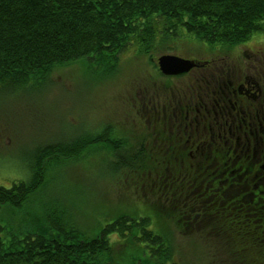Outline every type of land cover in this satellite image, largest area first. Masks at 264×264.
<instances>
[{
  "label": "rangeland",
  "instance_id": "374dc122",
  "mask_svg": "<svg viewBox=\"0 0 264 264\" xmlns=\"http://www.w3.org/2000/svg\"><path fill=\"white\" fill-rule=\"evenodd\" d=\"M184 38L163 40L159 46L158 37L155 44L159 48L149 54L139 51L136 45L130 46L119 56L118 64L110 74L78 61L53 67L43 81L32 86L29 84L25 89L0 88L2 187L9 188L18 180L30 177L33 155L39 148L57 142L66 145L74 138L84 137L92 133L88 128L90 124L107 121L116 132L112 138L117 133L122 135L117 138H123V145L117 150H111L109 143L98 141V144L82 149L78 159L61 160L51 166L42 188L26 205L25 212H3L0 214L1 224L9 225L8 228L20 226L30 221L31 216H40L50 208L61 224H74L90 237L119 218H146L147 228L159 235L160 248L171 262L264 264V243L260 244V249L256 248L258 240H264L260 232L254 233L253 241L251 235L242 236L232 228L231 239L220 230L221 223L210 217L203 221L197 218L189 225L183 218L186 214L182 213V208L171 210L161 194H150L148 188L142 190L138 184L124 181L123 172L134 165L133 156L139 147L137 140L131 137L137 130L144 131L141 124L130 125L133 110L124 108V100H127L136 79L144 76L156 79L153 60L162 50L182 51L185 43L196 49L207 45L193 36ZM241 44L248 47L264 44V34L254 33ZM236 47L231 46L232 51ZM160 79L168 80L166 83L170 80ZM100 128L96 126L92 131ZM115 159L126 167H117ZM47 162L48 168L54 158ZM108 239L113 261L118 264H127L135 253H139L135 245L139 244L138 240H124L116 233L109 234Z\"/></svg>",
  "mask_w": 264,
  "mask_h": 264
},
{
  "label": "trees",
  "instance_id": "16d2710c",
  "mask_svg": "<svg viewBox=\"0 0 264 264\" xmlns=\"http://www.w3.org/2000/svg\"><path fill=\"white\" fill-rule=\"evenodd\" d=\"M254 33L264 34V0H0V88L25 89L43 81L53 67L78 61L110 74L130 46L149 54L163 40L184 36L210 46H234ZM105 131L104 138L111 132ZM86 139L39 148L29 178L0 186V214L24 213L47 170L61 160L78 159ZM104 141L113 148L119 142ZM114 164L124 165L118 159ZM30 218L9 228L0 223V264H118L111 233L143 243H135L139 253L127 264H179L166 259L146 218H119L90 237L74 224H61L50 208Z\"/></svg>",
  "mask_w": 264,
  "mask_h": 264
},
{
  "label": "flooded vegetation",
  "instance_id": "af4514ba",
  "mask_svg": "<svg viewBox=\"0 0 264 264\" xmlns=\"http://www.w3.org/2000/svg\"><path fill=\"white\" fill-rule=\"evenodd\" d=\"M237 46L172 47L160 55L188 61L185 71L163 74L154 59L157 80L134 81L124 108L133 110L130 125L144 131L131 137L138 155L123 176L164 196L171 210L182 208L189 225L210 217L229 238L234 228L254 241V233L264 238V44ZM107 123L90 124L92 133L69 143L87 137L88 148L98 144L89 142L94 138L116 139L117 150L122 135L112 138L116 132ZM106 129L111 132L104 138Z\"/></svg>",
  "mask_w": 264,
  "mask_h": 264
},
{
  "label": "water",
  "instance_id": "95a60500",
  "mask_svg": "<svg viewBox=\"0 0 264 264\" xmlns=\"http://www.w3.org/2000/svg\"><path fill=\"white\" fill-rule=\"evenodd\" d=\"M158 65L161 72L165 74L181 73L189 66L188 61H184L172 55H162L158 57Z\"/></svg>",
  "mask_w": 264,
  "mask_h": 264
}]
</instances>
